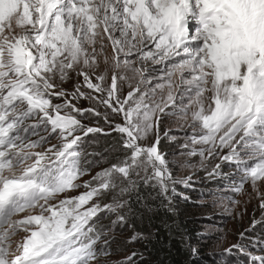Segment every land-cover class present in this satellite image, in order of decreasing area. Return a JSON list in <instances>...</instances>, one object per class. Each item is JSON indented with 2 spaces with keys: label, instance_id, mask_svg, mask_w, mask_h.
<instances>
[{
  "label": "snow or ice",
  "instance_id": "1",
  "mask_svg": "<svg viewBox=\"0 0 264 264\" xmlns=\"http://www.w3.org/2000/svg\"><path fill=\"white\" fill-rule=\"evenodd\" d=\"M90 136L111 142L97 151ZM229 163L231 194L214 203L257 199L252 231L264 224V0H0V264H111L116 228L150 241L137 222L175 215L177 185L192 183L177 165L213 179ZM252 248L225 251L264 264V239Z\"/></svg>",
  "mask_w": 264,
  "mask_h": 264
},
{
  "label": "rangeland",
  "instance_id": "2",
  "mask_svg": "<svg viewBox=\"0 0 264 264\" xmlns=\"http://www.w3.org/2000/svg\"><path fill=\"white\" fill-rule=\"evenodd\" d=\"M157 68H163V65H157ZM125 93L127 92V85L124 87ZM59 102V101H54ZM82 105L84 107H88V103L82 102ZM88 122V121H85ZM94 123V122H93ZM188 134H191V129H188ZM172 135H176L178 137H183L185 134L183 132H173ZM94 142H98V146L95 150L99 151L104 147H107L108 144L111 142V138H106L103 136L96 137V136H90L88 139V144L91 145ZM182 142V141H181ZM161 144L163 145V151L168 154V158L172 159L171 153L176 152L177 156L179 155V145L170 140L167 137H163V140L161 141ZM87 151H92L93 148L88 147L86 149ZM227 151L226 149L224 150ZM199 156L193 157L191 159V163L193 164H199ZM211 160V157H209V161ZM216 162H219L218 160ZM206 167L210 168L211 164L207 161L205 162ZM226 166L228 168V171L233 170V174L231 177L234 179L237 175V170L235 168L234 164H221V166ZM103 167H107V164L102 165ZM100 170V166H97L93 169L92 174H94L96 171ZM173 174L177 177H187L191 176L192 179H198L202 180V177L207 175V172L205 171V168L197 167L195 169L192 168H181L179 165H177L173 169ZM222 176V175H221ZM90 175H85L81 178V182L83 180L90 179ZM216 178V177H215ZM229 180V179H228ZM230 188V180L222 185H219L217 188L214 189L216 194L211 195L208 199L200 196V198L196 199L198 201V204L202 208V212L204 214H207V216H213V221H206L201 220L198 222V242L199 246L203 248H207L210 251H214L218 253V259L221 264H246L247 258L243 252H240L236 249H233L231 252H226L225 249L231 247L233 244L241 243L248 246V250H253L252 248V241L253 239H264V224H258L256 228L252 231L245 232L246 229H249L251 221L253 217H255L256 220L261 219V209L259 208V201L255 198L248 200L247 195H241L236 197V199H239L242 201L241 204L236 206H229L231 208V211L226 210L223 206H221L219 203H214V198L218 196H227L230 195L231 192L229 190ZM245 188L247 192H251V186L245 185ZM84 191L83 188L76 190L73 194H78L79 192ZM261 191H264V185L261 186ZM177 192L184 193L185 190L183 187H181V184L177 185ZM255 194L253 193V197ZM184 201V198L182 197H176L175 198V208L177 209L175 212H180V208H177L179 206V203ZM114 218V217H113ZM245 232V235L247 237L246 240H241L240 233ZM115 233V232H114ZM203 234V235H200ZM192 245V244H191ZM196 248V245H192ZM125 256L120 255L116 256L115 254H112L110 256L111 264H116L121 259H124Z\"/></svg>",
  "mask_w": 264,
  "mask_h": 264
},
{
  "label": "trees",
  "instance_id": "3",
  "mask_svg": "<svg viewBox=\"0 0 264 264\" xmlns=\"http://www.w3.org/2000/svg\"><path fill=\"white\" fill-rule=\"evenodd\" d=\"M220 172L222 176L219 175L213 179H208L207 175H204L202 180L192 179L190 187L181 184L186 192L177 197L184 198L185 203H179L177 208H180V212H175L171 219L163 217L161 213V218H154L151 222L147 220L138 221V231L156 233L150 241L128 243L130 229L116 228L115 233H113L115 240L112 244V254L127 256L132 251L138 250L144 256L142 264H221L217 252L198 245V222L201 220L213 221V216L204 214L196 200L200 196L208 199L211 195L216 194L214 189L228 182L229 180L226 177H231L233 174V170L228 171V168L224 165L221 166ZM185 197L190 199H185ZM162 219L167 220L169 225L174 224L175 227L172 229L164 227ZM101 222L108 224L109 218L105 216ZM181 234L188 237L192 245H196L195 255L181 243ZM122 260H119L116 264H119Z\"/></svg>",
  "mask_w": 264,
  "mask_h": 264
}]
</instances>
